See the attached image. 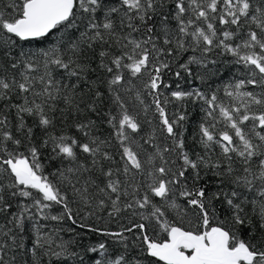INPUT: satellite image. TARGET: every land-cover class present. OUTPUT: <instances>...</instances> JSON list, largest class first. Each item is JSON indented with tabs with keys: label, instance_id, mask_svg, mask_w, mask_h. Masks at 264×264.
Segmentation results:
<instances>
[{
	"label": "snow or ice",
	"instance_id": "snow-or-ice-1",
	"mask_svg": "<svg viewBox=\"0 0 264 264\" xmlns=\"http://www.w3.org/2000/svg\"><path fill=\"white\" fill-rule=\"evenodd\" d=\"M212 54L230 103L179 83ZM29 233L30 264H264V0H0V264Z\"/></svg>",
	"mask_w": 264,
	"mask_h": 264
},
{
	"label": "trees",
	"instance_id": "trees-1",
	"mask_svg": "<svg viewBox=\"0 0 264 264\" xmlns=\"http://www.w3.org/2000/svg\"><path fill=\"white\" fill-rule=\"evenodd\" d=\"M187 55H191V53H188ZM186 58V57H185ZM210 60H215V64H210L209 67L212 69V72L214 73L212 76H210L208 79L201 81L199 77V73L201 71L200 67L197 65H193L194 69V75L193 76H187L186 81L180 80L179 83L187 90H191V88H200L203 90L207 95H210L211 92L217 91L218 95L220 96L221 101L224 103H230L229 99L224 95L223 89L231 82H234L235 80L239 78H243L244 76V70L241 66L236 65L234 63L233 58L228 54H212L209 57ZM176 77L169 76L167 79V82L172 84L173 81H176ZM174 86V85H173ZM258 91V90H257ZM179 105L177 104L176 108H173L171 105L169 106V109L171 111H176ZM206 107L203 101H200L196 104H193L192 102H186L184 104V110L189 115V121L186 125L188 128V131L185 133L187 137V142L189 146L192 145V136L194 135V129L197 127L199 121L203 117L204 113L202 111V108ZM94 119H97L99 123V118L93 117ZM31 122V121H29ZM60 130L59 122L57 123V129L58 132ZM99 134L101 135H107L109 132V128L106 124H100V127L98 129ZM41 133L39 130H37V136H40ZM47 156V153H45V157ZM46 165L48 166V170H53L51 163L45 160ZM52 214H56L55 211H53ZM44 224L47 225V234L53 235V238L56 239L57 235L60 239L63 241H71L73 244V247H76L78 244H89L93 241L94 237L91 234L84 235L81 233L80 229H76L75 232L69 231L70 222L63 223V222H55V221H43ZM115 227V225H112ZM61 228L63 229L61 231ZM77 233H80L79 235ZM30 235L25 236V244H26V250L28 251L27 255H24L22 257L23 262H27V264H30L31 261V241H30ZM57 243H59V239H57ZM80 249L77 247V251ZM49 258L44 257V260L47 261ZM69 264H72L71 261H69Z\"/></svg>",
	"mask_w": 264,
	"mask_h": 264
}]
</instances>
